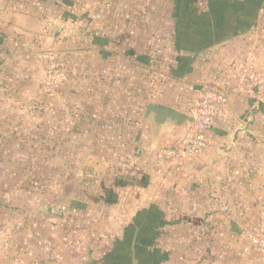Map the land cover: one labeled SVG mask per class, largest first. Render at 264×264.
I'll return each mask as SVG.
<instances>
[{"label": "rangeland", "instance_id": "rangeland-1", "mask_svg": "<svg viewBox=\"0 0 264 264\" xmlns=\"http://www.w3.org/2000/svg\"><path fill=\"white\" fill-rule=\"evenodd\" d=\"M68 1L43 3L36 31L26 38L11 33V17L4 23L0 227L15 235L22 223L30 235L35 225L48 236L31 248L34 264H45L46 253L53 264L255 263L231 252L222 235L209 240L206 232L218 239L215 230L193 220V199L183 194L179 201V167L160 170L155 150L143 149L151 141L144 111L151 103L191 102L206 88L229 99L243 91L264 99L243 85L248 62L254 75L264 72V0H254L259 5L249 17L241 10L222 26L214 16L205 22L222 33L182 81L179 0ZM206 6V0L192 5L199 12ZM135 162L153 173L130 190ZM256 253L251 260L264 264V253Z\"/></svg>", "mask_w": 264, "mask_h": 264}, {"label": "crops", "instance_id": "crops-1", "mask_svg": "<svg viewBox=\"0 0 264 264\" xmlns=\"http://www.w3.org/2000/svg\"><path fill=\"white\" fill-rule=\"evenodd\" d=\"M68 2L70 3L68 0H0V37L2 33H6L4 23L7 17H11L8 21L11 24L9 26L11 33H18L15 35L23 39L26 38L23 36L24 33H35V28L40 22V8L43 3L64 6ZM184 87L188 90L193 88L189 85ZM229 100L228 105L213 121L209 131L210 148L194 160L179 166V170L175 172V177H179V201L183 194L193 199L194 206L191 210V214L195 216L193 220L199 221L198 225L204 220L207 226L215 230L213 236L218 239L209 237L206 232L205 235L209 240L218 242L222 235L223 242L231 252L238 250L245 259L258 264L262 262L251 260L257 257V250L249 245L243 232L257 224L260 216L264 214V113L262 112L264 99L253 91H243L231 96ZM158 105L188 114L192 101L182 103L179 101L176 106L163 103ZM188 127L178 128L169 125L154 137L150 125L151 141L145 143L143 149L155 150L153 159L160 170L165 166L157 160V150L181 139ZM136 163L130 171L132 175L130 182L134 181L131 182L130 190L137 189L139 176L143 177V180H149L150 173H153L149 166L142 170L135 166ZM163 184L166 187L170 186L166 182ZM120 186V184L114 185V192L120 193V189H124ZM142 194L145 195L146 190H142ZM161 198L163 197L159 195L158 199ZM204 200H207L205 204ZM219 202L220 205L216 204ZM225 208L230 210L227 212ZM182 214L183 211L180 210L179 215ZM183 223L188 224L187 220ZM6 226L0 227V264H34L37 256L31 248L38 247L41 244L39 241L42 238L47 239L48 236H40L33 228L35 225L30 229V235L22 223L15 224V235H11ZM198 239L203 241L205 238ZM51 255L46 253L45 260L42 257L40 260L46 261L45 264H53L49 261ZM63 261H60V264Z\"/></svg>", "mask_w": 264, "mask_h": 264}, {"label": "built area", "instance_id": "built-area-1", "mask_svg": "<svg viewBox=\"0 0 264 264\" xmlns=\"http://www.w3.org/2000/svg\"><path fill=\"white\" fill-rule=\"evenodd\" d=\"M243 85L263 94L264 72L254 75L253 65L248 62L243 75ZM228 103V95L221 90L206 88L198 91L188 111L194 125L186 129L181 139L157 150L156 157L162 166L177 168L206 152L211 146L209 131L213 121ZM243 234L252 248L264 253V214L260 216L257 224L245 229Z\"/></svg>", "mask_w": 264, "mask_h": 264}, {"label": "trees", "instance_id": "trees-1", "mask_svg": "<svg viewBox=\"0 0 264 264\" xmlns=\"http://www.w3.org/2000/svg\"><path fill=\"white\" fill-rule=\"evenodd\" d=\"M206 1V10L199 12L196 8L192 7L196 0H179V15H182V17L185 18V21L183 22H180L179 20V64H181V67H179V76H177L179 80L183 79L190 73L191 70L189 67L192 65V61L201 59V50L209 48L213 45L210 44L213 37L215 35L216 37H220L222 33L220 28L213 27V24L208 25L205 22H211L210 18L214 16V18H217V22L221 23L222 26L224 25L225 20L227 22L228 15H232L234 17L241 10H243L242 15L244 17H249L250 14L255 13L257 5H259L258 1L255 2L254 0H245L242 2H239L240 0ZM237 4L243 7L240 9L236 7L235 9ZM247 19L249 18L242 20L245 21ZM198 20L203 21L204 24H201ZM187 29L188 31H186ZM214 31H216V33H214Z\"/></svg>", "mask_w": 264, "mask_h": 264}, {"label": "water", "instance_id": "water-1", "mask_svg": "<svg viewBox=\"0 0 264 264\" xmlns=\"http://www.w3.org/2000/svg\"><path fill=\"white\" fill-rule=\"evenodd\" d=\"M144 120L150 123L154 137H156L164 127L169 125L178 128L194 125L193 118L188 114L154 103L146 106Z\"/></svg>", "mask_w": 264, "mask_h": 264}]
</instances>
